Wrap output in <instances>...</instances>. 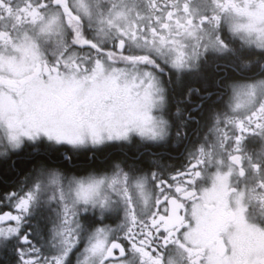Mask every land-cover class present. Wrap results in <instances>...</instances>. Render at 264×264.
<instances>
[{
	"label": "snow or ice",
	"instance_id": "snow-or-ice-1",
	"mask_svg": "<svg viewBox=\"0 0 264 264\" xmlns=\"http://www.w3.org/2000/svg\"><path fill=\"white\" fill-rule=\"evenodd\" d=\"M0 264H264V0H0Z\"/></svg>",
	"mask_w": 264,
	"mask_h": 264
},
{
	"label": "trees",
	"instance_id": "trees-1",
	"mask_svg": "<svg viewBox=\"0 0 264 264\" xmlns=\"http://www.w3.org/2000/svg\"><path fill=\"white\" fill-rule=\"evenodd\" d=\"M204 75L206 77H208L209 81H211L216 75L217 73L214 72V70L209 67V68H206L205 71H204ZM190 86H193V87H201L202 86V82L199 81V80H194V81H190ZM199 102V97L193 95L192 97V104H182L181 107L185 108V110L187 109H190L193 105H195L196 103ZM173 110H174V106H173ZM193 115H198L197 113H193ZM131 151L132 150H129V154H131ZM179 153L176 152V151H172L171 152V155L173 157H178ZM174 162H177V161H174Z\"/></svg>",
	"mask_w": 264,
	"mask_h": 264
},
{
	"label": "flooded vegetation",
	"instance_id": "flooded-vegetation-1",
	"mask_svg": "<svg viewBox=\"0 0 264 264\" xmlns=\"http://www.w3.org/2000/svg\"><path fill=\"white\" fill-rule=\"evenodd\" d=\"M130 150H131V149H130ZM178 155H179V154H178ZM178 155H177V156H178ZM177 162H178V161H177Z\"/></svg>",
	"mask_w": 264,
	"mask_h": 264
}]
</instances>
